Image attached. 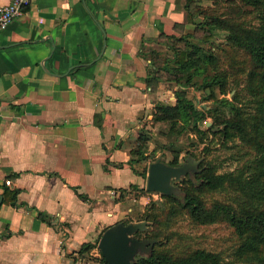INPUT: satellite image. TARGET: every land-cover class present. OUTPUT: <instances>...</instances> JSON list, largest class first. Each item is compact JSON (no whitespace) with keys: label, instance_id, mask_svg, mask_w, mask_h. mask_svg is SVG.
<instances>
[{"label":"crops","instance_id":"0c3cea01","mask_svg":"<svg viewBox=\"0 0 264 264\" xmlns=\"http://www.w3.org/2000/svg\"><path fill=\"white\" fill-rule=\"evenodd\" d=\"M184 3L32 0L0 30V264H78L127 200L143 201L128 192L146 186L152 143L176 137L154 105L177 88L147 83L144 54L190 27ZM6 186L18 205L1 201Z\"/></svg>","mask_w":264,"mask_h":264},{"label":"trees","instance_id":"16d2710c","mask_svg":"<svg viewBox=\"0 0 264 264\" xmlns=\"http://www.w3.org/2000/svg\"><path fill=\"white\" fill-rule=\"evenodd\" d=\"M199 0H185L184 7L187 10L188 19L192 21L195 7ZM260 10L261 24L254 29L245 28L236 25L230 29L226 39L234 45L242 48L252 58V66L249 69V88L252 96L256 98L255 110L251 115V128L248 129L246 119L242 110L228 101L227 97L217 98L214 87L217 86L223 90L227 81V74L219 71L214 66L217 56L214 52H208L203 46L198 45L188 39H184L185 46L176 49L171 59L164 56L160 64L157 63V56L161 51L150 50L144 56L150 59L152 69L146 81L148 84H154L159 78L174 81L177 87L174 90L175 103L157 102L154 105L152 118L154 121H166L170 123L171 129L175 130L181 123L182 128L190 126L196 134L202 136L205 130L201 128V121L204 120L205 111L199 107L186 94L185 87L192 85L198 89L208 88L209 93L206 99H214L216 103H228L234 110V116L225 118L219 132L225 139L241 138L244 142L250 143L255 149L254 158L250 162L249 174L242 180L239 175L232 172H216L212 164L201 165V158L198 159V165L193 177L189 174L184 175L177 181H172L178 186L176 193H161L164 202L159 206V202L150 200L146 204L144 219L146 227L149 224L151 228L146 229L145 236L139 233L144 230H136L134 233L139 238L149 237L155 241L147 254L137 253L132 260L133 264H223L220 261L219 254L203 248H196L187 253L173 254L168 249L162 248L164 239L171 236L164 235L165 226L170 225V221L176 214L186 211L190 219L197 223H210L222 215L233 227L237 236L238 246L237 254L245 264H264V0H244ZM219 21H224L218 19ZM197 23V22H196ZM232 27L231 24H229ZM179 36H168L166 44L168 47L172 42L170 40L182 38ZM207 37V36H205ZM171 63V64H170ZM168 73H171L167 75ZM253 97V99H254ZM217 131V130H216ZM214 132V131H213ZM215 133V132H214ZM151 134L148 130H142L138 137V152L147 150ZM181 150H175V154L169 161L171 165L180 164L179 154ZM194 159V154L191 155ZM142 157H147L143 154ZM152 161L157 157L151 154ZM162 160L163 158L160 157ZM164 161V160H163ZM180 182V183H179ZM226 184H237L240 187L242 197L234 206L222 202H214L211 207H207L202 198L205 191L224 187ZM148 190V189H147ZM17 188L5 187L2 193L1 201L12 205H18ZM163 214V215H162ZM38 215L43 220L52 222V217L43 211ZM129 222V220H122ZM103 232V231H102ZM101 234L93 242H84L80 249V256H85L91 252V249L98 245ZM100 260L107 264L100 249Z\"/></svg>","mask_w":264,"mask_h":264},{"label":"rangeland","instance_id":"374dc122","mask_svg":"<svg viewBox=\"0 0 264 264\" xmlns=\"http://www.w3.org/2000/svg\"><path fill=\"white\" fill-rule=\"evenodd\" d=\"M192 10L194 12L203 10V12H197V14L192 16V21H189L190 27L184 29L181 33L183 35L182 38L170 40L172 42L170 46L164 52L161 51V55L157 56V63L160 64L164 56L167 59H171L177 48L180 49L185 46V38L203 46L208 52H214L217 56L214 66L219 71L227 74V81L223 90L217 86L214 87L216 97L225 96L228 101L239 107L246 119L248 129H250L251 115L255 110L254 100H256L251 95L252 92L249 88L248 73L253 60L247 52L229 42L226 37L229 30L234 29L237 24L245 28H257L262 22L260 10L244 0H199ZM218 19L224 21H219ZM168 74L171 75V73L167 72ZM168 82H171L169 84L172 86H177L174 81ZM185 90L187 96L199 107L207 110L213 106L212 111H205L206 116L201 121V128L205 130V134L200 136L191 130L190 126L182 128L179 123L178 128L176 127L174 130L176 137L173 141L162 142V145L155 142L152 143L154 154L162 157L167 162L173 157L175 150L178 149L181 150L179 154L180 163L184 162L188 156L194 154L195 158H201V165L210 163L214 166L216 172L229 171L239 175L243 180L249 174V165L254 158L255 149L250 143L244 142L239 137L225 139L219 132V127H222L223 120L233 117L234 110L228 103H216L214 99H206L209 93L208 88L198 89L188 85ZM207 121L211 122V124L206 125ZM214 126L218 127L217 131L213 129ZM189 175L193 177V173ZM146 179L147 176H145ZM141 193H145V198L142 199V202H136L133 199L125 202V212L120 220H143L146 204L150 200L159 202L157 204L159 206L164 202L160 192L148 191L146 186H144L143 190L133 188L128 192L131 198L133 196L137 200ZM242 194L244 193L241 192L237 184H226L224 187L205 191L202 194V198L207 207H211L214 202L235 206L241 199ZM127 207H130V210H127ZM150 225L152 227L153 224H149L147 227L151 228ZM146 229L141 231L139 235L145 236ZM163 234L171 237L168 239L163 238L162 248L168 249L173 254L179 255L196 248H203L218 253L223 264H245L236 251L239 239L233 227L222 215H219L216 220L210 223H197L190 219L186 211H182L171 219L169 226H165ZM147 252L146 250L142 253L147 254ZM78 264L106 263L100 260L99 248L95 246L89 254L79 257Z\"/></svg>","mask_w":264,"mask_h":264},{"label":"water","instance_id":"95a60500","mask_svg":"<svg viewBox=\"0 0 264 264\" xmlns=\"http://www.w3.org/2000/svg\"><path fill=\"white\" fill-rule=\"evenodd\" d=\"M211 122L207 121L206 125ZM214 130L218 127L214 126ZM197 162V163H196ZM199 160L188 156L184 162L171 165L157 157L148 165L146 188L160 193H176L178 186L172 181H178L182 176L198 170ZM146 220L124 222L119 220L107 226L98 241L100 249L107 264H133L134 255L143 251H150L153 238H139L135 235L136 230H144Z\"/></svg>","mask_w":264,"mask_h":264},{"label":"built area","instance_id":"2783aa9c","mask_svg":"<svg viewBox=\"0 0 264 264\" xmlns=\"http://www.w3.org/2000/svg\"><path fill=\"white\" fill-rule=\"evenodd\" d=\"M31 1L10 0L8 3L0 4V30L4 29L14 19L22 15ZM10 181V179H6L5 183L9 184Z\"/></svg>","mask_w":264,"mask_h":264}]
</instances>
